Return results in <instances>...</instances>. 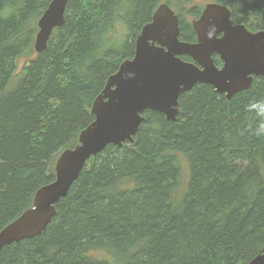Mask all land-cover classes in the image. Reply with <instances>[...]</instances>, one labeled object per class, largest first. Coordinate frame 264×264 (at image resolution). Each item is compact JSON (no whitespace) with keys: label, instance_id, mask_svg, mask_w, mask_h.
Returning <instances> with one entry per match:
<instances>
[{"label":"trees","instance_id":"1","mask_svg":"<svg viewBox=\"0 0 264 264\" xmlns=\"http://www.w3.org/2000/svg\"><path fill=\"white\" fill-rule=\"evenodd\" d=\"M50 1L0 0V231L54 180L56 159L78 144L93 101L161 4L68 0L64 24L36 54ZM207 1L229 8L233 24L264 30V0ZM190 2L166 4L179 40L194 43L183 11L197 19L203 8ZM20 59L23 76L7 92ZM143 117L133 142L91 158L45 231L5 246L0 264H247L262 252L264 76L230 100L195 86L179 96L175 122Z\"/></svg>","mask_w":264,"mask_h":264},{"label":"water","instance_id":"2","mask_svg":"<svg viewBox=\"0 0 264 264\" xmlns=\"http://www.w3.org/2000/svg\"><path fill=\"white\" fill-rule=\"evenodd\" d=\"M67 2L51 0L38 19L36 54L45 51L54 29L64 24ZM231 16L224 5L206 4L190 22L196 42L188 43L179 40L178 17L172 9L166 3L158 5L135 39L133 57L119 65L93 101L92 123L80 132L78 144L56 159L54 180L36 191L30 209L0 231V252L44 232L55 215L54 206L65 198L87 162L107 146L132 143L145 112L175 122L179 96L195 86L208 85L230 100L248 90L254 78L264 76V30L234 25ZM247 264H264V248Z\"/></svg>","mask_w":264,"mask_h":264},{"label":"rangeland","instance_id":"3","mask_svg":"<svg viewBox=\"0 0 264 264\" xmlns=\"http://www.w3.org/2000/svg\"><path fill=\"white\" fill-rule=\"evenodd\" d=\"M166 1L167 0H161V3H166ZM170 1L174 2L175 0H170ZM206 4H208V1L207 0H191L190 5L187 6L186 8L188 9V7H191V6H197V7L204 8V6ZM171 9L174 12L176 10L173 6H171ZM183 12H184L183 13V16H184L185 21H187V22L190 23L191 20H193V17L187 15L185 10ZM24 62H25L24 59H20L18 61V69L19 70L16 73V76L9 81V83L7 85V88H6V91L7 92L13 91L16 88V86H17L18 82L20 81V79L22 78L23 75H21V69H20V67H21L22 64L23 65L25 64ZM180 162H181L182 172H183V178L182 179H183V183H185L187 181V178H188V169H187L186 163L184 162L183 159L180 158Z\"/></svg>","mask_w":264,"mask_h":264},{"label":"flooded vegetation","instance_id":"4","mask_svg":"<svg viewBox=\"0 0 264 264\" xmlns=\"http://www.w3.org/2000/svg\"><path fill=\"white\" fill-rule=\"evenodd\" d=\"M235 25V24H234ZM250 31V30H249ZM195 42H196V39H195ZM184 58H186V57H182L181 59L183 60V61H185V62H191V60L190 61H186V60H184ZM216 60H219L217 57H214V61H216ZM215 64L217 65V66H221V62H220V64H218L217 62H215Z\"/></svg>","mask_w":264,"mask_h":264}]
</instances>
